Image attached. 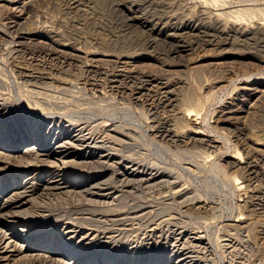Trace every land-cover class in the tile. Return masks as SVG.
Returning a JSON list of instances; mask_svg holds the SVG:
<instances>
[{"label":"rangeland","instance_id":"1","mask_svg":"<svg viewBox=\"0 0 264 264\" xmlns=\"http://www.w3.org/2000/svg\"><path fill=\"white\" fill-rule=\"evenodd\" d=\"M164 3L0 0V203L28 192L31 231L8 264H264V0Z\"/></svg>","mask_w":264,"mask_h":264},{"label":"bare ground","instance_id":"2","mask_svg":"<svg viewBox=\"0 0 264 264\" xmlns=\"http://www.w3.org/2000/svg\"><path fill=\"white\" fill-rule=\"evenodd\" d=\"M147 1V0H146ZM158 1V0H157ZM163 1V4H165L164 3V0H162ZM167 1V0H166ZM148 2H149V0H148ZM160 2V1H159ZM158 2V3H159ZM171 2V1H170ZM238 2V1H237ZM170 4V3H169ZM156 5H157V3H156ZM172 4H170L169 6H171ZM245 5V4H244ZM71 6V5H70ZM149 6V5H148ZM151 6V5H150ZM166 6V5H165ZM73 7V6H72ZM157 7V6H156ZM158 7H159V4H158ZM167 7H168V5H167ZM166 7V8H167ZM155 9V8H154ZM161 10H162V6H161V8H160ZM155 11H157V10H155ZM154 12V11H153ZM162 13V12H161ZM152 14V13H151ZM157 14V13H156ZM183 14V13H182ZM163 15V14H162ZM237 15V14H236ZM182 16V15H181ZM199 16V15H198ZM201 16V15H200ZM199 16V17H200ZM160 17V16H159ZM198 17V18H199ZM201 17H203V16H201ZM205 17V16H204ZM155 18V17H154ZM182 18V17H181ZM180 18V19H181ZM184 18V17H183ZM196 18H197V16H196ZM178 19V18H177ZM186 19V18H185ZM207 20H209L208 18H206ZM175 20V19H174ZM188 20V19H187ZM198 20V19H197ZM201 20V19H200ZM199 20V21H200ZM203 20H204V18H203ZM206 20V21H207ZM181 21H183V20H181ZM205 21V22H206ZM213 21V20H212ZM192 22V21H191ZM214 22V21H213ZM16 23V22H15ZM182 23H184V22H182ZM219 23V22H218ZM221 23H222V21H221ZM14 23H12V25H13ZM206 24V23H205ZM209 23H207V25H208ZM215 24H217V22H215L213 25H215ZM187 25V24H186ZM209 25H211V24H209ZM262 25V24H261ZM14 26V25H13ZM198 26V25H197ZM202 26V25H201ZM218 26V25H217ZM241 26V25H240ZM205 27H206V25H205ZM213 27V26H212ZM212 27H211V29H212ZM235 27H237V26H235ZM260 27V26H259ZM257 28L256 30H254L251 34L253 35V37L255 38V39H253V41H254V43L255 44H262L263 46H264V29L261 27V28ZM179 28H180V26H179ZM178 28V29H179ZM186 28V27H185ZM194 28H197L196 26H191V25H189L188 26V30H189V32H192L193 31V29ZM201 28V27H200ZM223 28V27H222ZM222 28H221V30H222ZM232 28V27H231ZM244 29V28H243ZM182 30V29H181ZM216 30V29H215ZM14 31V30H13ZM250 31V30H249ZM202 32V31H201ZM215 32V31H214ZM224 34H230V35H236L235 33H239V34H243V32H244V30H242V29H240V28H233L232 30L230 29L229 31H227V32H224V31H222ZM205 33H207V32H205ZM218 33H219V31H218ZM246 33V32H245ZM187 34V33H186ZM210 34V33H209ZM212 34H214V33H212ZM223 34V35H224ZM250 34V33H249ZM248 34V35H249ZM198 35V34H197ZM200 35H201V33H200ZM221 35V34H220ZM220 35H218V36H220ZM240 35V36H241ZM1 36V35H0ZM172 36V35H171ZM180 36V35H179ZM182 36H183V34H182ZM187 36V35H186ZM209 36V35H208ZM238 36V35H237ZM237 36H236V38H237ZM239 36V37H240ZM178 37V36H177ZM196 37V36H195ZM206 36H204V38H205ZM215 38H216V36H214ZM238 37V38H239ZM242 37V36H241ZM248 37V36H247ZM175 38V37H174ZM186 38V37H185ZM191 38V37H190ZM189 38V39H190ZM200 38V37H199ZM208 38V37H207ZM218 38V37H217ZM236 38L234 39V40H236ZM149 39V38H148ZM152 39V38H151ZM171 39H172V37H171ZM183 39V38H182ZM181 39V37L180 38H178L177 39V41H176V48L175 49H173V50H170V52H172V54H174V53H179V52H181V51H184V50H186V47L188 48V45H187V43H186V41H184V39L182 40ZM214 39V38H213ZM232 39V38H231ZM251 39V40H252ZM147 40V39H146ZM191 40V39H190ZM241 40V39H240ZM248 40H250V38L248 39ZM250 40V41H251ZM151 41H153V40H151ZM193 41V40H192ZM194 41H197V40H194ZM193 41V42H194ZM226 41V40H225ZM244 41V40H243ZM242 41V42H243ZM246 41V40H245ZM155 42V41H154ZM175 42V41H174ZM212 41H208L207 40V43H211ZM217 42V41H216ZM221 42V41H220ZM248 42V41H247ZM185 43H186V45H185ZM219 43V42H218ZM234 43H238V42H236V41H234ZM250 43V42H249ZM199 44V43H198ZM206 44V43H205ZM204 44V45H205ZM241 44V43H240ZM233 45V44H232ZM235 45H237V44H235ZM213 46V45H212ZM217 46H218V44H217ZM216 46V47H217ZM220 46V45H219ZM245 46V45H244ZM253 46V45H252ZM255 46V45H254ZM261 46V45H260ZM192 47V46H191ZM205 47V46H204ZM215 47V46H214ZM241 47V46H240ZM243 47V46H242ZM246 47V46H245ZM255 47H258V46H255ZM252 49L254 48V47H251ZM263 48V47H262ZM134 49V48H133ZM191 49H193V48H191ZM195 49V48H194ZM196 49H198V48H196ZM205 49V48H204ZM221 49V48H220ZM251 49V50H252ZM255 49V48H254ZM261 49V48H260ZM63 51H65V50H63ZM167 53V52H166ZM257 53H259V52H257ZM68 58V57H67ZM64 59V58H63ZM109 61V60H108ZM107 61V62H108ZM117 63H118V61H117ZM60 64H62V63H60ZM114 65V64H113ZM62 69V68H61ZM89 71V70H88ZM114 71V70H113ZM116 73V72H115ZM81 74V73H80ZM86 74H88V72L86 73ZM95 74V73H94ZM100 74V73H99ZM113 74V73H112ZM28 75V74H27ZM96 75V74H95ZM114 75V74H113ZM118 75V74H117ZM29 76V75H28ZM28 76H26V77H28ZM98 76V75H97ZM115 76V75H114ZM125 76V75H124ZM22 77V76H21ZM86 77V76H85ZM95 77V76H94ZM101 77V76H100ZM97 78V77H96ZM99 78V77H98ZM110 78V77H109ZM123 78V77H122ZM128 78H129V76H128ZM131 78V77H130ZM129 78V80L131 81V83H133V84H135L134 83V80H131ZM23 79V78H22ZM85 79V78H84ZM87 79V78H86ZM104 79V78H103ZM125 79V78H124ZM99 80V79H98ZM102 80V78L100 79V81ZM120 80V79H119ZM115 81V80H114ZM124 81V80H123ZM138 81V80H137ZM118 82V81H117ZM149 82H150V80H142V81H140L138 84L140 85V90H142V89H145V87H146V89H148L147 88V86H148V84H149ZM34 83H35V81H34ZM130 84V83H129ZM132 84V85H133ZM137 84V85H138ZM39 85H41V84H39ZM126 85V84H125ZM113 88H116L114 85H113ZM122 88V87H121ZM129 88V87H128ZM126 89V88H125ZM130 89V88H129ZM134 89V88H133ZM117 90V89H116ZM120 90V89H119ZM153 90V89H152ZM33 92V91H32ZM136 93V92H135ZM55 94V93H54ZM59 94V93H58ZM139 94V93H138ZM158 94V93H157ZM122 95V94H121ZM141 95V94H140ZM132 96V95H131ZM142 96V95H141ZM145 96H147V95H145ZM144 96V97H145ZM170 95L167 93V92H164V93H160V98H158V100H156V102L158 101V102H161V103H163V101H170V97H169ZM130 97V96H129ZM127 98V97H126ZM132 98V97H131ZM135 98H137V97H135ZM141 98V97H140ZM143 98V97H142ZM52 99V98H51ZM133 99V98H132ZM154 99V98H153ZM54 100H56V99H54ZM76 101V100H75ZM39 102V101H38ZM53 103V102H52ZM170 103H172V102H170ZM154 104V103H153ZM165 105H168V104H165ZM63 107V106H62ZM152 108H154V106H151ZM158 108V107H157ZM155 109V108H154ZM71 113V112H70ZM154 113V112H153ZM153 115V114H152ZM72 117V116H71ZM79 117V116H78ZM48 118V117H47ZM86 118V117H85ZM84 118V119H85ZM154 119V118H153ZM163 119V118H162ZM90 121V120H89ZM131 121V120H130ZM166 121V120H165ZM164 121V123H166ZM91 122V121H90ZM154 122V121H153ZM131 123V122H130ZM133 124V123H132ZM137 124V123H136ZM135 125V124H134ZM159 125V124H158ZM166 125V124H165ZM78 126V125H77ZM83 126V125H82ZM95 126V125H94ZM112 126V125H111ZM139 126V125H138ZM167 126V125H166ZM38 127H40V126H38ZM118 127V126H117ZM136 127H137V125H136ZM156 127H158V126H156ZM156 127H153V128H156ZM87 128V127H86ZM98 128V127H97ZM105 128V127H104ZM103 128V129H104ZM113 128V127H112ZM138 128V127H137ZM140 128H142V127H140ZM74 129V128H73ZM79 129V128H78ZM139 129V128H138ZM158 129V128H157ZM84 130V129H83ZM112 130V129H111ZM114 130V129H113ZM116 130H117V128H116ZM115 130V131H116ZM140 130V129H139ZM37 131V130H36ZM41 131V130H40ZM86 131V130H85ZM103 131V130H102ZM108 131L110 132V130L108 129ZM81 132V131H80ZM104 132H106V131H104ZM156 132H158L159 134H162V135H165V128L164 127H159V129H158V131H156ZM166 132H168V130L166 131ZM40 133V132H39ZM82 133V132H81ZM103 133V132H102ZM107 133V132H106ZM67 134V133H66ZM87 134H89V137L91 136V134H90V132L88 133L87 132ZM100 134V133H99ZM120 134H122V133H120ZM79 135V134H78ZM134 135V134H133ZM154 135V134H153ZM76 136V135H75ZM124 136V135H123ZM128 136V135H127ZM156 136V135H155ZM72 138L74 137V135L73 136H71ZM81 137V136H80ZM82 137H83V135H82ZM88 137V138H89ZM99 138H100V136H98ZM111 137V136H110ZM163 137V136H162ZM161 137V138H162ZM172 137V136H171ZM77 138H79V137H77ZM76 138V139H77ZM93 137H91V139H92ZM164 138V137H163ZM97 139V138H96ZM104 139V138H103ZM115 139V138H114ZM81 140H83V139H80V141ZM95 140V139H94ZM108 140V139H107ZM134 140V139H133ZM67 141H69V140H67ZM95 141H97V140H95ZM105 141V140H104ZM171 141V140H170ZM63 142V141H62ZM84 142V141H83ZM90 142H91V140H90ZM101 142H103V140L101 141ZM123 142H125V141H123ZM133 142V141H132ZM39 143H40V140H39ZM52 143V142H51ZM74 143V142H73ZM81 143V142H80ZM7 144V143H6ZM41 144V143H40ZM54 145V144H53ZM61 145V144H60ZM67 145H72V144H68V143H64L63 142V144L61 145V148H66V146ZM99 145V144H98ZM102 145V144H101ZM74 146V145H73ZM77 147H79L78 145H76ZM87 146V145H86ZM93 146V145H92ZM100 146V145H99ZM44 147V146H43ZM76 147V148H77ZM88 147V146H87ZM91 147V146H90ZM106 147H107V145H106ZM130 147V146H129ZM11 148V147H10ZM57 148H60V146H58ZM70 148H72V147H70ZM83 148V147H82ZM104 148V147H103ZM7 149V148H6ZM79 149H81V148H79ZM78 149V150H79ZM84 149V148H83ZM88 149V148H87ZM95 149V148H94ZM108 149V148H107ZM9 150V149H8ZM34 150H37V153L38 154H40V150L38 151V149H36V148H34L33 146H32V148L31 149H28V150H25V151H28L27 153L28 154H31V153H34V159L35 160H38V157L39 156H41V154L38 156V154L37 153H35V151ZM54 150H55V148H54ZM113 150V149H112ZM79 151H81V150H79ZM42 152V151H41ZM53 152H55V151H53ZM60 152V151H59ZM67 153L66 154H61V155H56V154H49V156L45 159V160H49V158H51V157H55V158H58L57 159V162H58V164H59V166H62V167H65V166H67V165H69V164H71L70 163V160L69 161H67L69 158H71L72 157V154H71V152H69V150H67L66 151ZM105 152V151H104ZM127 152V151H126ZM106 153H107V151H106ZM108 153L109 154H112V152L110 153V151H108ZM27 155V154H26ZM104 155V154H103ZM107 155V154H106ZM105 155V156H106ZM117 155V154H116ZM25 156V155H24ZM29 156V155H28ZM47 156V155H46ZM59 156V157H58ZM102 156V155H101ZM111 156H113V155H111ZM255 156V155H254ZM22 157V156H21ZM94 157V156H93ZM134 157V156H133ZM30 158V157H29ZM54 158V159H55ZM74 159V158H73ZM98 159V158H97ZM130 160V159H129ZM135 160V159H134ZM73 161V160H72ZM87 161V160H86ZM98 161V160H97ZM102 161V160H101ZM107 161V160H106ZM126 161V160H125ZM159 161V160H158ZM51 162H54V161H51ZM50 162V163H51ZM82 162H83V160H82ZM133 162V161H132ZM250 162V161H249ZM252 162H253V160H252ZM256 162H258V161H256ZM75 163V162H74ZM79 163H80V161H79ZM84 163V162H83ZM89 163V162H88ZM97 163H99V162H97ZM52 164H54L55 165V167H57V164H55V163H52ZM77 164V163H76ZM75 164V165H76ZM116 164V163H115ZM135 164V163H134ZM141 164V163H140ZM142 164H144V163H142ZM80 165V164H79ZM102 165H105V164H102ZM138 165H139V163H138ZM145 165V164H144ZM154 165V164H153ZM50 166H52V165H50ZM137 166V165H136ZM152 166V165H151ZM156 166V165H155ZM248 166V165H247ZM148 167H149V165H148ZM120 168V167H119ZM128 168V167H127ZM142 168H144V167H142ZM180 168V167H179ZM250 168V167H249ZM60 169V168H59ZM152 169H153V167H152ZM53 170V169H52ZM55 170H58V169H55ZM54 170V171H55ZM160 170H162V169H160ZM132 171V170H131ZM141 171V170H140ZM155 171V170H154ZM58 172V171H57ZM150 172V171H149ZM156 172V171H155ZM167 172V171H166ZM252 172H254V171H252ZM251 172V173H252ZM55 173V172H54ZM132 173V172H131ZM135 173V172H134ZM163 173H164V171H163ZM57 174V173H56ZM59 174V173H58ZM129 174V173H128ZM165 174V173H164ZM170 174V173H169ZM59 176V175H58ZM114 177V176H113ZM151 177V176H150ZM57 178V177H56ZM119 179V178H118ZM150 179V178H149ZM87 181V180H86ZM147 181V180H146ZM164 181V180H163ZM137 183V182H136ZM157 183V182H156ZM61 183H59V182H56L55 180L54 181H47V183H45V185H44V187H43V190L45 191V192H48L49 194L51 193V192H53V191H59V190H62V189H66V187L65 188H61V185H60ZM140 184V183H139ZM111 185V184H110ZM121 185V184H120ZM119 185V186H120ZM156 185V184H155ZM174 185V184H173ZM106 186V185H105ZM162 186V185H161ZM101 187V186H100ZM168 187V186H167ZM93 188V187H92ZM169 188V187H168ZM167 188V189H168ZM174 188V187H173ZM95 189V188H94ZM21 190V189H20ZM87 190V189H86ZM90 191H91V189H89ZM185 190H187V189H185ZM23 191H24V189H23ZM23 191H21V192H18V193H16V195H15V198L14 199H11V200H8V199H6V200H4L2 203H0V224L2 225L1 227H0V264H8L9 262H11V261H14V260H20V261H26L27 260V255H25L27 252H28V250L27 249H25V250H21V248H22V246H16V243L14 242L15 241V239H17L22 233L23 234H25V232L26 233H30L31 231H29L28 230V227L26 226V225H24L23 223H21V222H18L17 220H15L14 218H12V217H15V214H17L18 213V215L20 214L18 211H16L17 209H19V208H21L25 203H27L28 201L27 200H25V198H23L28 192H23ZM34 191V190H33ZM31 192V191H30ZM175 192V191H174ZM47 193V194H48ZM84 193V192H83ZM184 193V192H183ZM90 194V193H89ZM166 194V193H165ZM171 194V193H170ZM85 195L87 196V194H86V192H85ZM93 196H94V194H92ZM101 196V194H98V196ZM117 195V194H116ZM181 195V194H180ZM91 196V195H90ZM83 197H84V195H83ZM103 197V196H102ZM118 197V196H117ZM116 197V198H117ZM172 197V196H171ZM181 197V196H180ZM85 198V197H84ZM104 198H105V194H104ZM107 198V197H106ZM151 198H152V196H151ZM154 198V197H153ZM156 198V197H155ZM158 198V197H157ZM159 198H161V197H159ZM164 198H166V197H164ZM161 199H163V198H161ZM174 199V198H173ZM185 199V198H184ZM155 200V199H154ZM158 200V199H157ZM132 201V200H131ZM88 203V202H87ZM91 206V205H90ZM103 206V205H102ZM162 210H164V209H162ZM214 213V212H213ZM230 213H232L231 211H230ZM128 214V213H127ZM21 215V214H20ZM233 215V214H232ZM231 216V215H230ZM136 218V217H135ZM172 218V217H171ZM115 219V218H114ZM143 219V218H142ZM204 219V218H203ZM76 220V219H75ZM106 220V219H105ZM72 221V220H71ZM128 222V221H127ZM213 222V221H212ZM211 222V223H212ZM71 223V222H70ZM81 223V222H80ZM118 223V222H117ZM64 224V223H63ZM72 224V223H71ZM77 224V223H76ZM81 224H83V223H81ZM120 225H121V223H119ZM74 225V224H73ZM151 225V224H150ZM196 225V224H195ZM214 225V224H213ZM77 226V225H76ZM87 226V225H86ZM70 227V226H69ZM75 227V226H74ZM73 227V228H74ZM81 227V226H80ZM80 227H78L79 229H80ZM145 227V226H144ZM63 228V227H62ZM108 228H110V227H108ZM193 228V227H192ZM157 229H159V228H157ZM209 229V228H208ZM151 230V229H150ZM70 231V230H69ZM149 231V230H148ZM75 232V231H74ZM89 232V231H88ZM180 232V231H179ZM70 232H64L63 234H64V236L65 235H68ZM194 233V232H193ZM87 234V233H86ZM85 234V235H86ZM145 234V233H144ZM188 234H191V233H188ZM210 234V233H209ZM26 235V234H25ZM84 235V234H83ZM88 235V234H87ZM86 235V236H87ZM118 235V234H117ZM28 236V235H27ZM82 236V235H81ZM74 237V236H73ZM92 237V236H91ZM93 237H94V235H93ZM144 237V236H143ZM186 237V236H185ZM184 237V238H185ZM190 237V236H189ZM196 237V236H195ZM201 237V236H200ZM82 238H84V237H82ZM81 237H80V239H82ZM86 238V237H85ZM84 238V239H85ZM95 238V237H94ZM149 238V237H148ZM84 239H82V240H84ZM105 239V238H104ZM187 239V238H186ZM198 239V238H197ZM89 240H90V238H89ZM88 240V241H89ZM165 240V239H164ZM194 240V239H193ZM78 240H76V242H77ZM225 241V240H224ZM223 241V242H224ZM227 242H228V240H226ZM190 242V241H189ZM192 242V241H191ZM194 242H195V240H194ZM91 243V242H90ZM174 243V242H173ZM77 244H78V242H77ZM184 244V243H183ZM227 245V244H226ZM75 246V245H74ZM84 246H86V245H84ZM88 246V245H87ZM198 246V245H197ZM174 248V247H173ZM208 248H210V247H208ZM236 248V247H235ZM181 249V248H180ZM188 249V248H187ZM200 249V248H199ZM205 249V248H204ZM174 250H176V249H174ZM189 251V250H188ZM176 252V251H175ZM187 252V251H186ZM48 252H46L45 251V254H47ZM76 254V253H75ZM171 254H173V252L171 253ZM184 254V253H183ZM187 256H189V255H187ZM31 257H33L32 255H31ZM35 257H37V256H35ZM192 257V256H191ZM229 257V256H228ZM40 257H37L36 259H35V261L37 260V259H39ZM172 258V257H171ZM183 259V258H182ZM185 259V258H184ZM183 259V260H184ZM190 259V258H189ZM29 260V259H28ZM80 260V259H79ZM187 260H188V257H187ZM233 260V259H232ZM190 261V260H189ZM179 262V261H178ZM220 262V261H219ZM63 263H65V262H63ZM185 263H186V261H185ZM191 263V262H190ZM43 264V263H42ZM220 264H222V263H220Z\"/></svg>","mask_w":264,"mask_h":264}]
</instances>
